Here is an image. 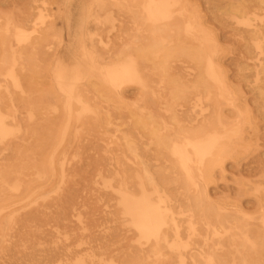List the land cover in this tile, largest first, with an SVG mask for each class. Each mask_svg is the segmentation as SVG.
<instances>
[{
	"label": "rangeland",
	"instance_id": "rangeland-1",
	"mask_svg": "<svg viewBox=\"0 0 264 264\" xmlns=\"http://www.w3.org/2000/svg\"><path fill=\"white\" fill-rule=\"evenodd\" d=\"M143 2L0 0V264H102L118 247L133 248V229L111 219L115 200L94 181L99 173L108 178L133 167L124 138L138 145L150 168L179 175L168 152L156 147L150 125L139 126L149 115L171 139L208 118L226 122L217 139L225 156L213 165L212 181L199 185L212 205L235 218V248L252 243L240 233L258 244L254 230L264 232V0H175L151 23ZM151 24L165 28L159 37L151 36ZM15 26L32 32V43H18ZM156 44L175 49L163 66ZM24 49L29 55L13 62L10 52ZM117 60L125 67L132 60L144 82L112 87L106 67ZM96 82L101 95L91 86ZM113 90L119 97L108 99ZM85 91L81 105L73 96ZM50 158L54 175L46 167ZM218 232L217 250L232 249L229 231ZM256 256L241 262L235 255L225 264H264L258 248Z\"/></svg>",
	"mask_w": 264,
	"mask_h": 264
},
{
	"label": "bare ground",
	"instance_id": "bare-ground-1",
	"mask_svg": "<svg viewBox=\"0 0 264 264\" xmlns=\"http://www.w3.org/2000/svg\"><path fill=\"white\" fill-rule=\"evenodd\" d=\"M170 2H175V0H144L141 6L145 19L151 23L156 16L162 18L161 10L165 9ZM164 29V27L152 25L149 31L155 38L159 37ZM199 32L204 34L200 28L197 29V33ZM31 33L15 26V38L18 43H32ZM160 46L159 49L156 44L158 52L161 50L163 52L164 58L161 63L163 66L166 57L175 54V49L169 50ZM205 46L207 48L197 46L194 50L202 48L203 52H207L210 46L209 39ZM150 49H153L152 45ZM25 51V49L17 52L12 50L10 52L12 61L14 62L16 57H27L29 52ZM193 57L195 58L194 63H197V56L193 55ZM126 64L127 62L123 64L122 60H117L106 67L108 69L105 74L106 81L112 87H119L122 83L131 80L144 82L140 79L136 64L132 60L128 63V67H125ZM12 70L11 67L9 74L15 77ZM63 73L64 70H61L56 71L55 74L61 78ZM212 73L216 74V71L212 70ZM91 86L94 92L100 94L101 90L97 82L92 83ZM86 93L87 91L85 94L77 93L73 98L83 105L85 101L83 95H87ZM118 93V90L109 91L106 97L113 99L119 97ZM170 94L173 99L174 91H170ZM212 105L216 106L215 103ZM153 121V117L149 115L145 117V120H139L138 123L143 128L150 125L149 133L156 147L168 152L172 158L173 167L179 170V175L166 173L160 168H150L148 162L137 152L138 145L132 139L124 138L122 147L133 157V167L112 171L108 178L99 173V180L94 182L98 183L100 188L111 192L115 200L114 209L111 210V219L122 224L127 231L130 228L133 229L135 244H132L133 248L127 251L118 247L110 255L109 260L102 264H225L227 259L234 260L235 255L239 256L238 260L241 262H245V257L257 261L259 257L256 256V248L264 254V232L254 230V238L256 234L260 238L258 244L246 233L242 235L239 232L242 240H251L252 243L247 244L249 249L235 248L234 239L237 233L231 231L232 228L238 230L234 222L235 218L223 214L217 205H212L210 195L199 185L201 182L205 186L212 181L213 165L221 163L225 156V152L217 147V139L222 129L226 127V122L220 116L213 120L208 118L201 126L190 129L186 135L181 136L176 131L174 135H180L179 138L171 139L161 134L153 126ZM207 127L211 129L207 130ZM46 167L51 175L56 174L52 158L48 160ZM65 176L64 171L60 170V179ZM0 179H2V174H0ZM179 186H182L181 189ZM262 222L264 223V215ZM219 227H225L229 231L228 240L232 249L218 251L215 247V244L219 243L212 241L213 238H222L218 232ZM167 236H170V239H167ZM183 236L186 239L184 242L182 241Z\"/></svg>",
	"mask_w": 264,
	"mask_h": 264
}]
</instances>
